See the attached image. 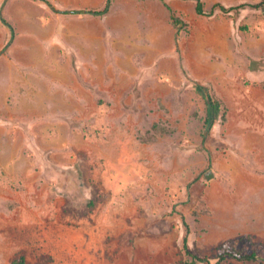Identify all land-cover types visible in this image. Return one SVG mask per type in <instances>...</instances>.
I'll return each mask as SVG.
<instances>
[{"label":"rangeland","instance_id":"1","mask_svg":"<svg viewBox=\"0 0 264 264\" xmlns=\"http://www.w3.org/2000/svg\"><path fill=\"white\" fill-rule=\"evenodd\" d=\"M218 19L215 45L232 54L210 86L226 110L212 124L206 83L183 75L117 73L90 99L33 97L0 198L3 264H185V240L213 264L229 240L264 258V12ZM18 98L0 97V117Z\"/></svg>","mask_w":264,"mask_h":264},{"label":"crops","instance_id":"2","mask_svg":"<svg viewBox=\"0 0 264 264\" xmlns=\"http://www.w3.org/2000/svg\"><path fill=\"white\" fill-rule=\"evenodd\" d=\"M48 1L60 11H102L109 6L102 14H64L42 0H0V97H19L14 109L0 117V198L14 180L19 149L14 135L24 129L17 123L19 114L35 116L33 97L90 99L102 80L117 73L170 84L183 75L215 87L218 70L228 64L220 60L229 62L226 57L232 54L215 45L224 25L220 13L201 15L192 0ZM216 3L205 0L206 10ZM170 8L182 19L180 25ZM3 134L7 136L2 139ZM4 248L0 239V264Z\"/></svg>","mask_w":264,"mask_h":264},{"label":"trees","instance_id":"3","mask_svg":"<svg viewBox=\"0 0 264 264\" xmlns=\"http://www.w3.org/2000/svg\"><path fill=\"white\" fill-rule=\"evenodd\" d=\"M47 2L51 8L57 12V13H64V14H87V13H104L108 10L107 6L106 8L102 11H91V10H75V11H60L58 10L51 2L48 0H42ZM196 2L197 6V12L201 15L205 16H212L216 12L222 14V15H229L233 16L236 14V12L245 9V8H261L264 12V0H262L261 3L258 4H252V3H242L240 5L236 6H227L222 2H218L213 5V7L210 10H206L205 7V0H192ZM171 9V8H170ZM172 10V9H171ZM173 12V20L176 25H180L183 21L179 17H177L176 13L172 10ZM5 22V21H4ZM8 24V23H7ZM11 30L14 31L13 26L9 25ZM185 26V24H183ZM203 88L206 90V99L208 101V104L210 105L211 108V114L204 120L205 125H209L214 123L219 116L223 112V116H225V109L223 107L222 101L216 96L215 92L213 89L210 87V85H202ZM212 160L210 159L209 167L211 168L212 166ZM184 248L186 250V253L192 258L191 261L186 262L185 264H213L212 261L209 258H204L201 257L195 253H193L188 245L187 240H185ZM216 259L218 260V263H221L227 259H234L238 261H248V262H258L259 264H264V258H262L257 250H253L251 252H247L241 248H239L236 243L232 240H229L225 243H223L219 248H218V253L216 256ZM215 263V264H218ZM13 264H25V256L21 255L18 260H15Z\"/></svg>","mask_w":264,"mask_h":264}]
</instances>
